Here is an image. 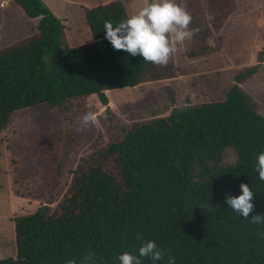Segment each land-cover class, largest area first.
I'll return each mask as SVG.
<instances>
[{"label":"trees","instance_id":"1","mask_svg":"<svg viewBox=\"0 0 264 264\" xmlns=\"http://www.w3.org/2000/svg\"><path fill=\"white\" fill-rule=\"evenodd\" d=\"M13 1L39 21L34 35L0 49V133L15 112L42 105L64 124L47 149L43 205L14 217L16 257L0 264H84L88 257V264H119L118 254L137 253L147 240L166 250L158 264H166L168 255L176 264H264V223L251 221L264 214V180L255 171L256 156L264 150V117L242 87L264 63V47L254 66L233 77L222 101L189 103L166 117L128 124L114 120L106 108L107 119L98 120L106 144L79 160L66 194L51 208L78 141L74 120L86 113L91 98L107 107L109 91L185 71L176 68L173 55L158 65L112 47L104 24L129 16L122 0L83 9L91 41L78 45L66 42L65 27L41 0ZM230 1L179 2L192 17L195 41L188 55L212 51L210 33L201 27L203 11L220 28L228 14L213 10L216 4L233 8ZM227 151L235 154L229 164ZM241 183L254 192L247 219L225 202L228 194H240Z\"/></svg>","mask_w":264,"mask_h":264},{"label":"rangeland","instance_id":"2","mask_svg":"<svg viewBox=\"0 0 264 264\" xmlns=\"http://www.w3.org/2000/svg\"><path fill=\"white\" fill-rule=\"evenodd\" d=\"M41 1L65 27L66 42L78 45L91 41L82 7L93 8L112 0ZM122 1L129 16L148 2ZM180 1L186 0H177ZM1 2L5 5L0 8V49L34 35L39 21L26 17L13 1ZM228 2L230 4L231 1ZM233 2V8L230 5L226 9L215 5L217 8L213 14L218 10L224 15L228 14L220 28L212 23L210 11H203L201 27L204 33H210L207 40L212 50H209L210 53L199 57L204 53L202 51L195 58L188 55L190 48H194L193 37L177 45L178 51L173 54V61L176 68L185 71V75L177 74L171 79L109 91L106 93L107 107L98 106L97 99L91 98L86 112L94 113L96 121L84 125L81 121L83 115L74 120L78 141L51 208L66 194L71 173L79 160L106 144L107 136L98 121L99 118L107 119L106 108L110 109L114 120L128 124L166 117L172 109L184 108L189 103L198 105L222 101L233 83V77L256 64L257 54L264 47V0ZM242 87L264 117V63L256 76L247 80ZM63 124L64 118L60 114L42 105L15 112L8 127L0 133V259L16 257L14 217L33 213L43 205L40 194L50 162L47 149L59 137ZM234 159L235 154L227 151L225 163H232Z\"/></svg>","mask_w":264,"mask_h":264},{"label":"clouds","instance_id":"3","mask_svg":"<svg viewBox=\"0 0 264 264\" xmlns=\"http://www.w3.org/2000/svg\"><path fill=\"white\" fill-rule=\"evenodd\" d=\"M192 20L186 6L177 0H148L134 14L115 24L106 21L104 24L105 38L115 50H124L132 56H142L144 61L158 65H166L173 54L178 51L177 45L190 39L194 32L189 29ZM84 125L95 123L96 116L86 112L81 117ZM255 171L264 180V150L256 156ZM239 195L228 194L225 202L228 208L244 219L249 218L254 204L253 190L249 184H240ZM253 223H264V214L251 217ZM264 237V233L260 234ZM166 250L161 249L155 240L142 242L137 253L125 251L118 254L119 264H142L141 258H148L152 264L165 260ZM91 258L85 259L88 264ZM68 264H74L69 261ZM166 264H176V258L168 255Z\"/></svg>","mask_w":264,"mask_h":264},{"label":"crops","instance_id":"4","mask_svg":"<svg viewBox=\"0 0 264 264\" xmlns=\"http://www.w3.org/2000/svg\"><path fill=\"white\" fill-rule=\"evenodd\" d=\"M10 1H13V0H10ZM13 2H14V1H13ZM14 3H15V2H14ZM0 4H2V5H1L2 7H0V8H4V5H5V4H4L3 2H1ZM15 5H16V4H15ZM16 6H17V5H16ZM17 7H18V6H17ZM84 8H88V7H82V11H83ZM25 16H26V15H25ZM26 17H27V16H26ZM15 43H16V42H15Z\"/></svg>","mask_w":264,"mask_h":264}]
</instances>
